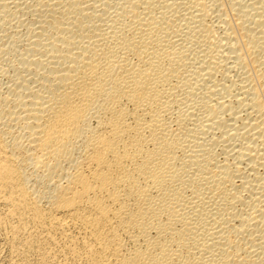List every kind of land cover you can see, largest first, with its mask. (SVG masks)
Here are the masks:
<instances>
[{
    "label": "bare ground",
    "instance_id": "1",
    "mask_svg": "<svg viewBox=\"0 0 264 264\" xmlns=\"http://www.w3.org/2000/svg\"><path fill=\"white\" fill-rule=\"evenodd\" d=\"M0 229L10 264H264V0H0Z\"/></svg>",
    "mask_w": 264,
    "mask_h": 264
},
{
    "label": "rangeland",
    "instance_id": "2",
    "mask_svg": "<svg viewBox=\"0 0 264 264\" xmlns=\"http://www.w3.org/2000/svg\"><path fill=\"white\" fill-rule=\"evenodd\" d=\"M2 231L0 229V264H10V259L12 256V250H11L12 247H11L9 239L7 238L6 232L4 230H2ZM7 253H9V254H7ZM35 257L32 258L33 264H37L35 261Z\"/></svg>",
    "mask_w": 264,
    "mask_h": 264
}]
</instances>
